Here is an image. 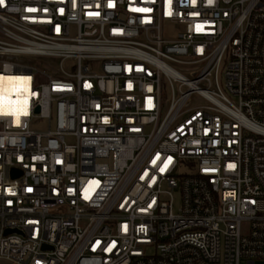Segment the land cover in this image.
Segmentation results:
<instances>
[{
	"label": "built area",
	"instance_id": "2783aa9c",
	"mask_svg": "<svg viewBox=\"0 0 264 264\" xmlns=\"http://www.w3.org/2000/svg\"><path fill=\"white\" fill-rule=\"evenodd\" d=\"M0 77V264H264V0H4Z\"/></svg>",
	"mask_w": 264,
	"mask_h": 264
},
{
	"label": "bare ground",
	"instance_id": "6f19581e",
	"mask_svg": "<svg viewBox=\"0 0 264 264\" xmlns=\"http://www.w3.org/2000/svg\"><path fill=\"white\" fill-rule=\"evenodd\" d=\"M22 87L23 84L18 78L0 77V98L2 97V100H9L8 96H10L11 93L17 92ZM6 102L7 101H5V103Z\"/></svg>",
	"mask_w": 264,
	"mask_h": 264
},
{
	"label": "rangeland",
	"instance_id": "374dc122",
	"mask_svg": "<svg viewBox=\"0 0 264 264\" xmlns=\"http://www.w3.org/2000/svg\"><path fill=\"white\" fill-rule=\"evenodd\" d=\"M26 63H28L30 66H32V67H34L36 69H40L41 71L44 69L40 65L41 60H38V59L37 60H28V61H26ZM41 82L42 83H46L47 82V79L43 77L41 79ZM202 102L203 101L201 99L196 98V97L194 98V104L195 105H200V104H202ZM32 128L34 130H37V131H44V130H47V124L46 123H40V124H37V125H33ZM1 264H6V263L2 262Z\"/></svg>",
	"mask_w": 264,
	"mask_h": 264
},
{
	"label": "snow or ice",
	"instance_id": "6c2138e0",
	"mask_svg": "<svg viewBox=\"0 0 264 264\" xmlns=\"http://www.w3.org/2000/svg\"><path fill=\"white\" fill-rule=\"evenodd\" d=\"M3 2H4V0H0V4H3ZM210 2H211V0H210ZM29 11H36L35 9H29ZM144 11H148L147 9H145ZM24 104H25V110L23 111V114L24 115H27L28 113H27V110H26V105H27V101L25 100L24 101ZM17 122H19V115H17ZM164 169L163 168H161V171H163ZM93 183H95V182H93ZM29 191H30V189H29Z\"/></svg>",
	"mask_w": 264,
	"mask_h": 264
}]
</instances>
